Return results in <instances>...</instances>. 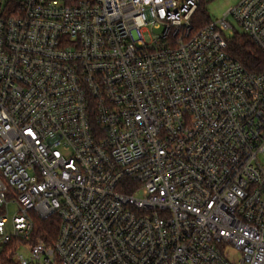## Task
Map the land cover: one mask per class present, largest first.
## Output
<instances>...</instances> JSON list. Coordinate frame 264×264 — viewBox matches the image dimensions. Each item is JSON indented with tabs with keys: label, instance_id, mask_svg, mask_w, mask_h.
<instances>
[{
	"label": "built area",
	"instance_id": "obj_1",
	"mask_svg": "<svg viewBox=\"0 0 264 264\" xmlns=\"http://www.w3.org/2000/svg\"><path fill=\"white\" fill-rule=\"evenodd\" d=\"M200 2L0 0V264H264V72L227 39L264 53V0Z\"/></svg>",
	"mask_w": 264,
	"mask_h": 264
},
{
	"label": "trees",
	"instance_id": "obj_2",
	"mask_svg": "<svg viewBox=\"0 0 264 264\" xmlns=\"http://www.w3.org/2000/svg\"><path fill=\"white\" fill-rule=\"evenodd\" d=\"M194 21L198 26L211 21L205 6V0H201ZM227 39L229 52L239 59L249 71L264 72V53L247 34L235 32ZM59 223L60 220L56 214L44 220H36L33 237L42 238L48 245H52L57 238Z\"/></svg>",
	"mask_w": 264,
	"mask_h": 264
},
{
	"label": "rangeland",
	"instance_id": "obj_3",
	"mask_svg": "<svg viewBox=\"0 0 264 264\" xmlns=\"http://www.w3.org/2000/svg\"><path fill=\"white\" fill-rule=\"evenodd\" d=\"M239 0H205V6L207 9V12L212 20H218L224 16V14L227 12V10L231 7H233ZM231 21L232 25L235 27V30H230L227 32V34L230 36L234 34L235 32L243 33L241 28L237 25V23L229 18ZM16 209L15 206L12 205L10 207V215L13 216L15 213ZM3 213V210L0 209V214ZM18 252L21 254L28 256V251L23 248L19 247L17 249Z\"/></svg>",
	"mask_w": 264,
	"mask_h": 264
}]
</instances>
